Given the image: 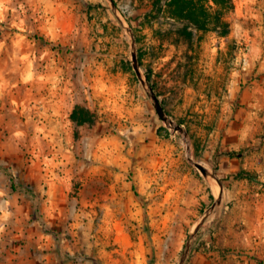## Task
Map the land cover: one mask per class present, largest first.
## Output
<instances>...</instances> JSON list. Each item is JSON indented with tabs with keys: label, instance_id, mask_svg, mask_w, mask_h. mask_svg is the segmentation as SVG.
<instances>
[{
	"label": "rangeland",
	"instance_id": "374dc122",
	"mask_svg": "<svg viewBox=\"0 0 264 264\" xmlns=\"http://www.w3.org/2000/svg\"><path fill=\"white\" fill-rule=\"evenodd\" d=\"M166 1L0 0V264H264V0Z\"/></svg>",
	"mask_w": 264,
	"mask_h": 264
},
{
	"label": "trees",
	"instance_id": "16d2710c",
	"mask_svg": "<svg viewBox=\"0 0 264 264\" xmlns=\"http://www.w3.org/2000/svg\"><path fill=\"white\" fill-rule=\"evenodd\" d=\"M163 0H154V6H161ZM167 12L175 20L182 22L183 27L178 30V35L191 41L194 31L215 32L220 37H227L230 33V22L228 14L234 9L233 0H167ZM149 79V78H148ZM75 121H83L77 117V110L73 114ZM246 172H240L239 176H244ZM12 189L16 192L26 191L30 196L35 197L33 187L23 188L19 185L14 174L9 172ZM255 178V176H250ZM36 199V198H35Z\"/></svg>",
	"mask_w": 264,
	"mask_h": 264
},
{
	"label": "water",
	"instance_id": "95a60500",
	"mask_svg": "<svg viewBox=\"0 0 264 264\" xmlns=\"http://www.w3.org/2000/svg\"><path fill=\"white\" fill-rule=\"evenodd\" d=\"M137 72L138 73H140L138 70H137ZM154 100H155V104H156V107H157V109H158V112H159V114L162 116V118L164 119V120H168V117L164 114V111H163V109L161 108V106H160V104H159V102H158V100L154 97ZM177 129H181V126H177ZM204 174H207V171L204 169V167L202 166V165H200V164H198V163H196L195 164Z\"/></svg>",
	"mask_w": 264,
	"mask_h": 264
}]
</instances>
